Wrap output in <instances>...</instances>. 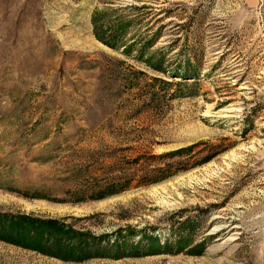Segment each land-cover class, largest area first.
I'll list each match as a JSON object with an SVG mask.
<instances>
[{
  "label": "rangeland",
  "instance_id": "rangeland-1",
  "mask_svg": "<svg viewBox=\"0 0 264 264\" xmlns=\"http://www.w3.org/2000/svg\"><path fill=\"white\" fill-rule=\"evenodd\" d=\"M93 12L152 38L174 76L97 40ZM115 175L117 193L53 200ZM3 211L122 254L69 261L0 239V264H264V0H0Z\"/></svg>",
  "mask_w": 264,
  "mask_h": 264
},
{
  "label": "trees",
  "instance_id": "trees-1",
  "mask_svg": "<svg viewBox=\"0 0 264 264\" xmlns=\"http://www.w3.org/2000/svg\"><path fill=\"white\" fill-rule=\"evenodd\" d=\"M129 20L120 17L110 19L104 15H97L93 12L91 16L92 33L94 37L104 45L120 53L137 58L143 61L148 67L160 71L163 74L174 76L173 67L168 65L163 57L153 61L155 51H149L152 38H146L142 43L136 45L135 40L126 41L125 34ZM143 58V59H142ZM166 85L171 84L170 80L152 77ZM167 155L169 153H166ZM40 160L45 157L40 156ZM161 170V168H159ZM162 176V175H161ZM165 176V175H164ZM160 178V177H159ZM128 180V179H127ZM145 179H139L138 181ZM127 186L122 176L115 175L107 177L104 183L94 184L90 191L85 194L80 193L79 189L71 191L70 197L53 199L59 202H76L83 198L99 199L106 195L117 193ZM22 195L33 198H48L40 192L28 193L26 190L20 191ZM120 229L116 234H119ZM120 236V234H119ZM116 238V237H115ZM111 240V245L118 247L117 239ZM0 239L21 246L31 248L46 255L57 257L69 261H82L100 255H118L119 252H109L99 249L101 236L94 235L89 231L79 230L61 220L38 218L25 214H13L11 212H0Z\"/></svg>",
  "mask_w": 264,
  "mask_h": 264
}]
</instances>
